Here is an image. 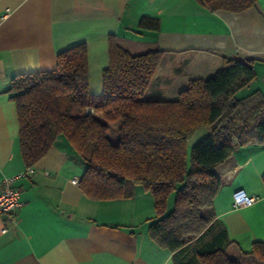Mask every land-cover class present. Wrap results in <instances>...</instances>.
Returning <instances> with one entry per match:
<instances>
[{"label":"crops","instance_id":"obj_1","mask_svg":"<svg viewBox=\"0 0 264 264\" xmlns=\"http://www.w3.org/2000/svg\"><path fill=\"white\" fill-rule=\"evenodd\" d=\"M143 16L159 18L160 28L140 29ZM111 35L133 53L162 50L147 91L160 100H176L191 79L214 75L223 56L255 61L257 78L240 97L264 94V0L242 12L211 11L197 0H0V181L16 176L22 201L14 219L0 214V264H176L150 233L157 217L150 190L138 185L132 197H90L73 181L86 163L64 136L32 172L21 153L12 79L54 70L60 52L86 43L90 91L101 94ZM110 137L118 141L116 131ZM216 171L222 186L210 208L213 219L234 242L229 252L249 263L243 251L264 241V146L236 147ZM240 189L256 202L235 208ZM174 202L172 193L168 211Z\"/></svg>","mask_w":264,"mask_h":264},{"label":"trees","instance_id":"obj_2","mask_svg":"<svg viewBox=\"0 0 264 264\" xmlns=\"http://www.w3.org/2000/svg\"><path fill=\"white\" fill-rule=\"evenodd\" d=\"M197 1L232 12L257 2ZM139 28L156 31L160 19L143 16ZM161 56L160 49L133 53L111 35L101 94L90 91L86 43L60 52L54 70L15 76L8 91L17 106L23 159L34 165L64 136L86 163L79 185L90 197H132L138 185L153 193L157 217L150 233L176 264H243L230 255L234 242L210 208L222 186L216 168L238 146H264V94L238 95L256 80L255 61L223 56L214 75L191 79L178 99L166 101L147 94ZM201 129L208 132L189 151ZM243 254L264 263V241Z\"/></svg>","mask_w":264,"mask_h":264},{"label":"built area","instance_id":"obj_3","mask_svg":"<svg viewBox=\"0 0 264 264\" xmlns=\"http://www.w3.org/2000/svg\"><path fill=\"white\" fill-rule=\"evenodd\" d=\"M6 11L8 13L9 9ZM34 169L33 165H31L27 170L32 172ZM16 178V176H5L0 181V214L10 219L15 218L17 210L22 205L20 190L15 185ZM73 181L78 183L79 179L76 177ZM256 200L257 196L249 194L244 189H240L233 194L232 204L235 208H240L251 206Z\"/></svg>","mask_w":264,"mask_h":264},{"label":"rangeland","instance_id":"obj_4","mask_svg":"<svg viewBox=\"0 0 264 264\" xmlns=\"http://www.w3.org/2000/svg\"><path fill=\"white\" fill-rule=\"evenodd\" d=\"M114 126H116V125H114ZM117 126H118V124H117ZM207 132L208 131L206 129H203V130H200V131L196 132L193 135V137L190 139V141L188 142V150L190 151L191 145L193 144L194 141H197L198 139L204 137ZM172 208H173V205L170 207V209H172ZM229 253H230L231 256H234V252L232 250ZM236 257H238V256H236ZM242 262H243V264H250V263L251 264H264V263L255 261L253 258H251L249 260V263H248V259L246 257H242Z\"/></svg>","mask_w":264,"mask_h":264}]
</instances>
